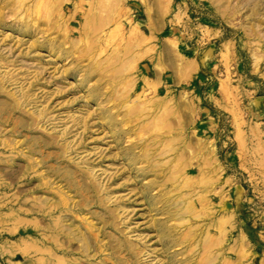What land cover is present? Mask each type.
<instances>
[{
	"label": "rangeland",
	"instance_id": "rangeland-1",
	"mask_svg": "<svg viewBox=\"0 0 264 264\" xmlns=\"http://www.w3.org/2000/svg\"><path fill=\"white\" fill-rule=\"evenodd\" d=\"M0 83V264L58 190L81 264H264V0H0Z\"/></svg>",
	"mask_w": 264,
	"mask_h": 264
},
{
	"label": "bare ground",
	"instance_id": "bare-ground-1",
	"mask_svg": "<svg viewBox=\"0 0 264 264\" xmlns=\"http://www.w3.org/2000/svg\"><path fill=\"white\" fill-rule=\"evenodd\" d=\"M41 6H39L40 8ZM21 8V7H20ZM135 26V25H134ZM138 29V28H137ZM135 29V30H137ZM134 30V31H135ZM1 84V83H0ZM1 87V86H0ZM64 150V149H63ZM65 156V155H64ZM35 170V169H34ZM32 171V170H31ZM46 182V181H45ZM71 182V181H70ZM51 187V184L47 185V187ZM100 188V187H99ZM58 190V189H57ZM53 191V190H52ZM56 191V190H55ZM61 191V190H60ZM58 190V192L56 193V196L58 195L59 198H60V202L58 205H52L50 207V210L53 211L54 213L56 214H60V217H59V222L55 225V224H51L49 225V229L50 228H55L54 230H56V232L58 233L57 235L59 234H67L68 236H70V240H69V243L70 242H74V241H78L80 242L81 246L79 247V251L77 252H74L72 251L70 248H67L66 246V249L63 250V251H59L57 250V248H61L63 244H61L60 242H58V239H54V241L56 242L54 244V248L53 249H40V252L41 250L43 252H46L48 253L49 257H48V260H49V263L48 264H81V261L82 259H84L87 262H91L93 261L94 259H96L97 255L102 252L103 248H108V245H101V237L104 234V231L102 230H97L96 229V226H93V224H88L87 226V232L84 233V231H82V229H78L75 227V224L73 225H68L66 224L65 222H62V216L65 214V213H70L72 211V209L69 207L67 208L66 206L69 205V199L67 197V195H65L62 191L60 192ZM101 192V191H100ZM97 193V192H96ZM104 199V198H103ZM39 202V201H38ZM63 204L66 208H59L60 205ZM101 204V203H100ZM72 207V206H71ZM58 208V209H56ZM57 210V211H56ZM45 211V210H43ZM46 212V211H45ZM80 215V214H79ZM77 218V217H76ZM64 221V220H63ZM85 221V220H83ZM39 222V221H38ZM35 224H36V221H35ZM38 224V223H37ZM115 224V223H114ZM39 225V224H38ZM116 228V227H115ZM117 230V229H116ZM86 234L88 235V238L86 237ZM53 235V234H52ZM107 237L109 238H112V236H108ZM51 243V242H50ZM91 243H94L95 246H96V251L97 253L96 254H93L91 252V246L90 244ZM128 247L131 249V247L128 245ZM40 248V247H39ZM115 250V247L113 248ZM39 250V249H38ZM108 250V249H107ZM59 254H62V255H59ZM73 255H79L80 257H77V258H72L71 256ZM35 258V257H34ZM43 258V257H42ZM40 261V260H39ZM124 262L121 261V264H123Z\"/></svg>",
	"mask_w": 264,
	"mask_h": 264
}]
</instances>
